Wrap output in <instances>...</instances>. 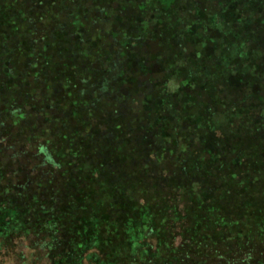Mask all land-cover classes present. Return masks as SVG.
I'll return each mask as SVG.
<instances>
[{
  "label": "trees",
  "instance_id": "trees-1",
  "mask_svg": "<svg viewBox=\"0 0 264 264\" xmlns=\"http://www.w3.org/2000/svg\"><path fill=\"white\" fill-rule=\"evenodd\" d=\"M17 1L0 0L1 248L31 237L51 264H140V257L142 264H186L169 254L176 231L202 251L230 245L228 233L239 239L257 230L264 239V0H140L142 8L155 3L149 15L136 7L126 15L132 0H52L45 3L52 9L36 14L31 1ZM65 16V28L56 20L44 34L31 20L51 26ZM105 23L112 30L103 37L120 48L147 44L139 31L155 40L161 62L152 71L162 77L148 84L127 75L124 88L119 75L101 94L104 80L95 77L108 73L117 54L88 33ZM71 25L85 30L74 34ZM70 35L94 42L93 52H79L77 43L57 48ZM32 67L39 69L29 73ZM171 77L181 81L173 93ZM210 83L227 101L211 96ZM122 102L132 113L118 111ZM132 118L140 132L125 138ZM165 150L172 156L156 179L167 173L166 187L155 181L132 196L140 165L161 163ZM256 264H264V252Z\"/></svg>",
  "mask_w": 264,
  "mask_h": 264
},
{
  "label": "rangeland",
  "instance_id": "rangeland-1",
  "mask_svg": "<svg viewBox=\"0 0 264 264\" xmlns=\"http://www.w3.org/2000/svg\"><path fill=\"white\" fill-rule=\"evenodd\" d=\"M25 1V0H24ZM31 1V5H29V7H31L33 9V12L36 14L37 11H44L48 8L52 9L51 6H49L48 4H45L47 1L50 4H55L54 2H51L52 0H27L24 3ZM37 1L36 5L33 2ZM57 1H61V0H55V2ZM136 5L134 6H130L129 8H127V10L125 9V14L126 15H132V11H134V8H138V11L140 12L139 14H147L149 15L151 11H153V7H155V3L150 4V5H145L142 8V5H140V0H132ZM156 1V0H154ZM164 2V4L169 3L171 0H162ZM21 2V0L17 1V4H19ZM142 3V0H141ZM110 6V5H107ZM138 6V7H137ZM121 8V5L119 4V7ZM49 9V10H50ZM149 13H147V12ZM65 14H67L68 12H64ZM26 15V14H25ZM26 17V16H25ZM109 17H111V15H109ZM24 20L23 17L21 18H16L14 20ZM31 20L34 21L35 26H37V30L40 29H46L49 31L50 28L52 27H56L57 22L56 20H60L61 23H63V26L65 28L66 26V21H67V17H62V18H58V19H51L50 20V25L47 24L46 20H42L40 22H36L32 17ZM110 22H108L109 24ZM106 25L102 24L101 26H99L100 28L98 30H96V28L90 27L89 29V33L88 36L91 39H97L95 40L96 43H98L99 45L102 46H107L109 45L108 43H110V45L108 46V49H110V51L115 52L116 50V58L112 59L113 65L112 68L109 69L108 73L106 74H102L97 78V80H104L103 82L99 83L98 85V90L101 94H104V90L107 88V83L111 85V89L115 86L114 84V80L116 79V76L121 75L122 77H124V83L123 86L125 87H129L125 76L130 75L129 77H133L135 82H142V83H148L151 84L152 82H154V79H158L162 77V71H152L156 65H158L161 62V58L158 55V46L155 43V40H148L147 34L144 33V31H142V33H140L141 31L137 32L138 33V37L139 39L145 38L147 40V44H143L142 45V40H140V42L138 41L134 47L132 48L131 46L128 47H122L120 48L119 45H117L116 41L109 39L105 37H103V35L112 30L111 28L106 27L108 24L105 23ZM120 25V24H119ZM83 29L85 28L82 27ZM78 27H74V26H69V29L72 33L77 34L78 30L82 29ZM108 29V30H107ZM85 30V29H84ZM107 30V31H106ZM18 33H16L15 37L18 40H21V35H19V30ZM40 34H44V31H39ZM71 34V33H69ZM49 35V32H48ZM98 36V37H97ZM70 39L69 40H64V41H57V48H62V50H64L65 48H69V49H73L74 50V45H76L75 43H77L78 45H80L81 47L78 49L79 52H88V53H92L93 52V48H90L91 44L94 42H88L83 40L81 43L78 42L76 39L72 38V35L69 36ZM103 37V41H100L99 39H102ZM27 37H24L23 40H25ZM34 38V37H33ZM31 39H26L24 42H28V44L32 43ZM38 38V37H36ZM160 40V39H159ZM110 41V42H109ZM34 42V41H33ZM18 45V44H17ZM56 46H50V48L52 49L53 52L56 51ZM100 48V47H99ZM161 49V48H160ZM85 50V51H84ZM51 51V52H52ZM76 52V50H75ZM76 52V53H79ZM248 51L246 50H242L241 54L243 55H247ZM64 53V52H63ZM44 54H49V53H44ZM228 54V53H227ZM252 55V54H250ZM96 58V57H95ZM97 59V58H96ZM25 60H27L25 58ZM24 60V61H25ZM87 65L91 66L89 64V61H87ZM94 66V65H93ZM120 68L119 70H115V68ZM38 67H32L30 68V71H35L38 70ZM125 71H122V70ZM218 69V68H217ZM162 70V69H161ZM116 73H115V72ZM69 76L71 75V70L69 71ZM89 73V72H88ZM96 74V73H95ZM80 78V77H77ZM74 80V79H71ZM137 80V81H136ZM150 80H152L150 82ZM252 80V79H251ZM116 81V80H115ZM156 85V83L154 84ZM181 85V81H180V77H171L166 84V90L167 92L173 93L176 92L179 87ZM211 83L209 84V90L211 93V96L217 100H219L220 102H225L228 99V95H225L224 93H219L217 92V90L212 86L210 87ZM41 90V89H40ZM133 90V89H131ZM110 92V91H109ZM119 92V89H118ZM108 93V92H107ZM151 93V92H150ZM136 98V96H135ZM134 103H138V101L134 100L132 104ZM120 107L118 108V111H122V106H125L127 111L129 114L132 113V111L130 110V106H127V104L125 102H122V104L119 105ZM197 108V105H195ZM128 109L130 111H128ZM197 110V109H196ZM218 118L220 120H222L224 118V115L220 112L218 115ZM131 123V127H128V129H124L125 131L123 132V136L128 137L131 136L134 137V134L132 132V130H136L138 132H140L139 129V125H138V121L135 120V118H132V120L130 121ZM116 130V129H115ZM118 131V130H116ZM143 131V130H141ZM108 135H110V133H108ZM135 143H139L138 140H135ZM128 146H131L130 142H127ZM162 145L163 148L167 147L165 145L164 142L160 143ZM136 146V145H133ZM140 146H142V140L140 142ZM152 150L156 151L155 148L153 147H149ZM80 150V149H79ZM166 151V150H165ZM172 156V154L168 151L165 152L164 157L162 158L161 156H159L161 163H157L155 160L151 163V165H149L148 167H143L142 165H140L139 167V172H135L138 180L136 182H133V184L130 185L131 191H132V196H134L135 198H138L140 196H142L143 193V189H147V186H150L151 184L155 183V181H157V188L160 189L162 188V186L166 187L164 182H167V173L166 176L163 178V180H157L156 179V175L159 173L160 174V170L162 168H164V166H166V156ZM255 155L257 158V152L255 151ZM163 161H165L163 163ZM116 167V165H112L110 167V169H114ZM169 167V166H168ZM159 168V169H158ZM123 176H125L124 174H122ZM149 175H151V177H149ZM161 175V174H160ZM118 175H112V177L117 178ZM129 178H131L129 176ZM135 178V177H134ZM132 179V178H131ZM166 192L171 191V187L168 184L167 188H166ZM169 195V194H168ZM260 210H264V209H260ZM215 212H217V210H215ZM215 212H214V216H215ZM242 215H244V213H240L239 217H242ZM262 220H264V212L260 213L259 215ZM238 220H240L238 218ZM255 232V230H254ZM257 232V230H256ZM255 234H250L248 236H241L239 239H234L232 238V235L226 234L228 240H230L231 244L230 245H221L220 249L216 250L213 248H208V249H204L202 251V249H197L195 247V245H192V247L190 246L191 243H189V240L184 237L181 233H177V231L175 232L176 234L174 235L175 237H171L170 239V244L172 245L173 252L169 253L170 255H175L177 256V258H172L177 259L178 261H180L181 263H186V264H226V261L229 264H233V260L234 258H240L243 259V261L246 264H256L259 256L261 253L264 252V239L260 238L259 236ZM229 235V236H228ZM38 241L41 242V240L39 239ZM148 242H150L153 246L154 249L156 248L155 245L157 243V240L155 237H150L148 240ZM15 245L14 246H9L8 248H1L0 247V264H51V259L48 258L46 256V250L45 248L40 244H36L35 241L33 240V238L31 237H19L14 239ZM151 250V252L154 251ZM156 251V250H155ZM219 252V253H218ZM204 253H206V255H204ZM142 256V253L141 255ZM220 258V259H219ZM183 259V260H182ZM206 260L204 262L201 263H197V260ZM223 262H221V261ZM139 261L141 262L140 264H142V258H139ZM192 261L194 263H192ZM95 261L92 259H88V261L86 260H82V264H94ZM236 264V263H235Z\"/></svg>",
  "mask_w": 264,
  "mask_h": 264
}]
</instances>
